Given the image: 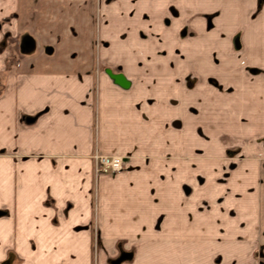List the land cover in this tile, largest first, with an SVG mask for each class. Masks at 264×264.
Segmentation results:
<instances>
[{"label": "crops", "instance_id": "0c3cea01", "mask_svg": "<svg viewBox=\"0 0 264 264\" xmlns=\"http://www.w3.org/2000/svg\"><path fill=\"white\" fill-rule=\"evenodd\" d=\"M115 2L98 0L105 10ZM95 3L0 0V42L6 35H26L32 41L8 67L7 51L0 50V264L8 253L15 262L7 264H18V259L20 264H92L95 242V264H107V252L119 241L136 247L132 259L122 264H203L200 258L209 264V245L255 247L261 226L254 221L264 228V180L257 190L243 184L240 203H234L246 207L242 215H252L249 233L243 236L235 226L209 241L214 221L182 189V183L191 181L190 128L178 132L172 123L176 114L168 108L166 126L161 123L159 83L151 94L136 96L124 88L125 80H113L112 54L137 55L140 50L128 48L126 41L123 48H94ZM105 18L103 36L111 24L126 19ZM246 51L256 58L264 54V44L251 43ZM190 63L177 67L191 72ZM168 79L174 89V78ZM133 83L144 86L141 78L131 81V87ZM147 111L151 114L144 115ZM177 134H183V142L176 141ZM93 154H120L126 161L119 172L97 177ZM244 157L235 165L238 177L249 173L253 159L264 158V147ZM176 162L183 174H176ZM198 190L206 201V183ZM110 227L131 233L102 244ZM225 255L232 252L227 249ZM245 257L246 264H254L251 250Z\"/></svg>", "mask_w": 264, "mask_h": 264}, {"label": "rangeland", "instance_id": "374dc122", "mask_svg": "<svg viewBox=\"0 0 264 264\" xmlns=\"http://www.w3.org/2000/svg\"><path fill=\"white\" fill-rule=\"evenodd\" d=\"M115 1L117 7L105 10L96 0L93 11L94 48H123L126 41L128 48L140 50L137 55L112 54L115 56L111 59L110 69L113 80L117 77L125 80L124 88L131 89L136 96L151 94V91L157 90L159 83L162 120L168 108L176 114L172 123L178 132L183 126L190 128L186 135L192 143L191 181L182 183V189L192 196L195 208L206 211L211 217L209 221H214V231L210 230L208 240L214 234L223 237V233L231 232L230 228L235 226L240 227L243 236L247 235L252 215H242L246 207L238 205L236 208L234 203H240L238 199L244 191L243 184L247 189L260 188L259 181L264 180V158L253 159L255 165L247 167L249 173L240 172L239 177L235 175V171L238 172L235 165L246 154L264 147V54L254 58V54L245 52L251 43L258 41L260 45L264 44V0ZM109 15L126 19L122 24H111L103 36L102 26L104 21L107 22L104 17ZM4 21H9V17ZM123 26L130 27L127 33L119 31ZM116 36L121 38L120 44ZM31 46L29 36L11 38L6 35L0 42V50L7 51L4 66L18 62L20 53ZM116 56L126 58L123 60L126 63ZM95 57L96 63H101V56ZM189 63L191 72L177 67H187ZM163 64L172 66V69L164 70ZM171 75L176 83L174 89L168 87ZM137 78L143 80L144 86L133 83L131 87V81ZM145 101H150V98L145 97ZM143 114L150 115L151 112ZM184 114L188 116L184 118ZM166 122L163 120L161 123L166 126ZM176 138L177 142H183V134H177ZM120 156L125 164L126 157ZM92 158L94 162V154ZM177 160L184 161L182 158ZM94 169L93 164V174L97 177L117 173H96ZM180 171L183 174L176 162V174H181ZM202 182L207 185L206 201L200 197L205 193L201 191L200 194L198 190ZM254 223L258 228L261 226L256 230L261 237L256 238L255 247L249 248L246 243L222 247L209 245L205 262L246 264L245 256L251 250L254 264H264V228L259 220ZM129 233L131 230L128 228L110 227L101 243L110 244L117 236ZM93 236L96 241V230ZM213 241L218 243L220 240ZM95 245L96 242L91 247L92 264H95V251L98 249ZM135 248L132 243L117 242L107 252V264L128 262L135 255ZM227 249L232 252L229 258L225 255ZM9 254H6L2 264L10 260L15 262L8 258ZM145 257L143 255L141 259ZM199 260L205 264L201 258ZM17 261L22 263L19 259Z\"/></svg>", "mask_w": 264, "mask_h": 264}, {"label": "built area", "instance_id": "2783aa9c", "mask_svg": "<svg viewBox=\"0 0 264 264\" xmlns=\"http://www.w3.org/2000/svg\"><path fill=\"white\" fill-rule=\"evenodd\" d=\"M123 158L120 155L94 154V167L97 173H115L122 169Z\"/></svg>", "mask_w": 264, "mask_h": 264}, {"label": "water", "instance_id": "95a60500", "mask_svg": "<svg viewBox=\"0 0 264 264\" xmlns=\"http://www.w3.org/2000/svg\"><path fill=\"white\" fill-rule=\"evenodd\" d=\"M117 81H118L119 83H123V82H122V78H120V77H117Z\"/></svg>", "mask_w": 264, "mask_h": 264}]
</instances>
